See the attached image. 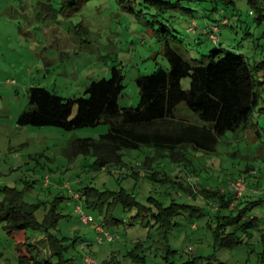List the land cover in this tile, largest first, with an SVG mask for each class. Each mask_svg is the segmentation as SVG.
Returning a JSON list of instances; mask_svg holds the SVG:
<instances>
[{
	"label": "rangeland",
	"instance_id": "obj_1",
	"mask_svg": "<svg viewBox=\"0 0 264 264\" xmlns=\"http://www.w3.org/2000/svg\"><path fill=\"white\" fill-rule=\"evenodd\" d=\"M196 2L181 0L184 6L196 9V18L203 21L205 12ZM62 7L60 0H0V198L4 186L22 190L26 201L40 204V220L51 208H57L63 216L52 232L65 237L66 256L72 257L74 264H104L105 259H114V264H182L193 255L211 254L231 264H264V242L258 230L253 229L251 238L245 235L243 243L235 248L216 243L208 221L219 204L206 201L200 194L203 187L211 186L232 197L235 207L264 198L263 100L253 116L257 124L239 132H227L216 151L191 148L180 164L169 159L155 161L156 169L169 172L174 180L197 192L193 200L178 188V182L164 184L144 178L146 167L142 163L152 152L147 146L124 150V165L99 170L93 168L92 155L81 154L73 159L66 155L73 138H99L107 132L109 125L105 122L74 130L18 124L20 113L29 106L32 86L46 87L65 98H77L85 95L94 80L109 78L111 68L117 66L125 74L120 104L136 106L141 98L137 78L150 75L159 66H170L165 55L168 42L190 61H204V56L217 47L209 40L210 34L201 29L197 34L187 33L190 17L183 8L169 10L160 17L161 21L152 22L154 10L136 1L121 4L117 0H82L71 13ZM252 10L247 0H237V6L228 10L237 32L222 31L220 46L244 53L255 66L264 59V18L258 22L259 14ZM161 23L166 31H160ZM173 37L178 41L170 42ZM255 73L264 78L263 70ZM190 83V77L183 78L184 88L188 89ZM75 107L73 116L78 108ZM176 114L198 122L196 114L185 106L178 107ZM248 164L255 168L242 173ZM135 171L139 179L131 175ZM87 185L101 189L125 187L145 203L149 196H154L164 205L177 201L204 208L193 215L182 209L177 217L179 223L168 238L156 226L144 227L135 222L118 227L119 240L98 243L99 212L82 200L83 210L97 219L83 223L77 211L81 200L73 197V191H81ZM239 185L243 190L237 189ZM252 211L264 218V204ZM132 214L118 213L120 218ZM26 234L40 245L42 256L48 253L44 231L29 228ZM20 235L9 234L0 221V264H19ZM139 241L147 247L139 252L146 259L136 263L129 251ZM171 248L177 252H169Z\"/></svg>",
	"mask_w": 264,
	"mask_h": 264
},
{
	"label": "trees",
	"instance_id": "obj_2",
	"mask_svg": "<svg viewBox=\"0 0 264 264\" xmlns=\"http://www.w3.org/2000/svg\"><path fill=\"white\" fill-rule=\"evenodd\" d=\"M62 10L67 13L75 11L82 0H60ZM121 4L136 1L138 4L154 10L151 14L155 21L175 8H183L189 15L188 34L196 33L199 29L209 35L214 27L218 41H213L217 47L205 55L204 61H190L168 42L165 55L170 66H159L150 75L145 74L137 78L140 102L136 106L120 104L125 89V74L122 68L113 66L111 76L92 82L85 90V95L77 98H65L53 93L43 86H32L29 90V106L19 115V125L58 126L65 130H74L87 126H96L101 122L109 125L107 132L99 138L77 137L69 142L66 155L73 159L79 155L94 156V169L107 168L109 165H124V150L151 148L143 161L146 167L144 178L152 182H178L188 195L197 198V192L190 186L174 180L171 174L156 169L155 161L169 159L174 163H181L187 157L191 148L210 152L216 151L223 136L227 132H239L249 126H255L253 116L256 109L264 101V78L257 77L255 71H264V59L252 66L244 53L228 51L220 46L222 31L226 29L237 32L231 21L228 10L237 6V0H196L197 7L205 12L203 21L196 18V9L186 7L181 0H117ZM175 1V2H174ZM200 1V3H199ZM206 2L207 4H205ZM258 12V22L264 18V0H247ZM144 10V9H141ZM213 13H216L213 17ZM236 15V13H232ZM174 15H172L173 17ZM225 20V22H224ZM195 32L189 27L193 24ZM166 31L161 23L160 31ZM163 31V32H164ZM246 34H250L249 32ZM200 40V38L198 37ZM178 41L177 37L169 39ZM197 40V39H196ZM226 53V54H225ZM224 54V55H223ZM191 78L190 87L184 88L182 80ZM77 106L76 114L73 116ZM180 106L190 109L198 117V122H192L186 117L178 116L176 110ZM260 109L263 110V107ZM260 134V132H257ZM262 149V148H260ZM237 154V152H234ZM247 165L242 173H248ZM138 171L131 173L139 179ZM0 198V221L11 235H20L18 242L19 264H74L72 257L66 256L67 246L63 243L65 237L58 236L52 231L58 227L63 216L53 207L45 213L42 220L37 211L39 203L25 200L24 192L16 187L4 186ZM80 192L81 202L87 207L99 212L97 223L104 225L112 234L121 237L118 227L123 223L138 222L144 227H158L165 238L169 237L177 225V217L184 210L191 215L204 208L203 205L173 201L170 205L149 196L147 202L137 199L134 192L121 187L120 189H101L93 185L84 186ZM200 194L206 201L219 204L214 211L208 226L212 229L216 243L227 248H235L243 243L244 236L252 237L253 229L260 232L264 242V218L254 214L252 208L264 204V198L251 201L250 204L239 207L232 206L233 198L227 193L219 192L213 187H203ZM82 202V203H83ZM203 207V208H201ZM183 209V211H182ZM131 212V217L120 218L118 213ZM194 225V224H193ZM29 228L44 231L49 243L50 252L41 255V248L37 242H32L26 232ZM146 241H148L146 239ZM114 242V241H109ZM144 242H137L129 255L133 260L144 262L146 255L140 254L146 250ZM145 245V246H144ZM169 252L175 254L176 249ZM115 260L105 259L104 264H114ZM182 264H231L220 260L215 254L208 256L193 255Z\"/></svg>",
	"mask_w": 264,
	"mask_h": 264
},
{
	"label": "built area",
	"instance_id": "obj_3",
	"mask_svg": "<svg viewBox=\"0 0 264 264\" xmlns=\"http://www.w3.org/2000/svg\"><path fill=\"white\" fill-rule=\"evenodd\" d=\"M194 25L196 26V24L193 22V24L188 29L189 32L190 31L195 32ZM217 31H219V27L216 26V27H214L213 31L210 33V38L213 41H218ZM69 186H71V184H69ZM243 188L244 187L241 185L237 186L238 190H243ZM73 197L81 200L80 192L79 191H73ZM83 205L84 204L82 202H80L77 206V211L80 214L81 221L83 223H86V224L90 223V222H95L96 221L95 217L93 215H91L90 213L85 212L83 210ZM96 230L98 233V235H97V242L98 243H103L105 241H114L115 239H117L119 237L118 235L112 234L109 230H107V228L104 225H102L100 223L96 224ZM89 263H91V262L89 261Z\"/></svg>",
	"mask_w": 264,
	"mask_h": 264
}]
</instances>
